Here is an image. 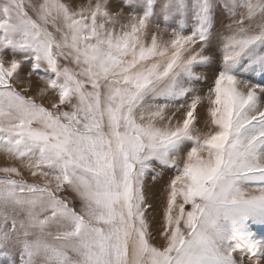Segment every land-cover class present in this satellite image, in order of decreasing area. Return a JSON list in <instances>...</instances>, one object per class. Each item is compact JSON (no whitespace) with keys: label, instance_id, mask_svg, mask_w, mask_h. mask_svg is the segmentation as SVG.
Listing matches in <instances>:
<instances>
[{"label":"snow or ice","instance_id":"6c2138e0","mask_svg":"<svg viewBox=\"0 0 264 264\" xmlns=\"http://www.w3.org/2000/svg\"><path fill=\"white\" fill-rule=\"evenodd\" d=\"M136 6L0 0V264H264V0Z\"/></svg>","mask_w":264,"mask_h":264},{"label":"rangeland","instance_id":"374dc122","mask_svg":"<svg viewBox=\"0 0 264 264\" xmlns=\"http://www.w3.org/2000/svg\"><path fill=\"white\" fill-rule=\"evenodd\" d=\"M41 0H31V3L34 4H39ZM95 3L96 0H78L79 7H87L88 3ZM167 0H156V6L154 8V17H153V22L151 23L148 31H149V36L147 42L150 43V38L151 34H156L158 36V39L162 38L164 40L170 39L171 38V30L172 27L176 26V20L169 19L165 24L160 25V29H164L165 27L168 28L167 32H161L158 31L156 28V23L163 19V12L161 11V5L163 3H166ZM121 3L124 5L123 7V13H124V19L121 21L122 23L127 22V18L130 13L136 12L137 14L142 13V9L137 8L136 6V0H121ZM79 10V9H77ZM29 13L31 14V9H28ZM176 19L178 20L179 14L174 13L173 14ZM227 22V21H226ZM215 63H219V55H215ZM197 71H203L205 73H208V69H201L198 68ZM43 74V73H41ZM23 80V85H18V90H22L23 88H26L29 84V81L31 82V91H22V94L24 95H31L37 103L42 102V98L38 96L36 93L39 89V87L42 86V82L39 80L38 76H33L31 78L28 77H22ZM209 84L211 83V79H209ZM204 88V93H207V85L202 86ZM45 104H47V101H43ZM205 103H207L205 101ZM201 116H203V110H201ZM199 127V126H198ZM15 162L10 161L7 159V157L3 154L0 153V167H6V166H13ZM18 166V165H16ZM4 174L0 173V177H2ZM173 175L171 171L164 172L161 174V178L153 181L151 177L148 179V199L149 203L154 206L155 211L151 214L153 217L157 218L158 221V214L163 210L164 203H165V198H166V185L169 181V178ZM16 179H19L20 177H15ZM27 182L29 183H42V181L38 180L36 177L31 176L29 172L26 170L24 171V177H23ZM64 196H67L70 201H73L75 203H78L76 200L75 194L72 193L71 191L63 193ZM156 228H159V223H156ZM252 230L257 232L259 234H264V227H261L260 225H253ZM55 231V229H53ZM161 241L159 240V237L155 241V243H160ZM237 258H239V255L237 254Z\"/></svg>","mask_w":264,"mask_h":264}]
</instances>
